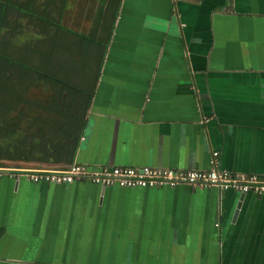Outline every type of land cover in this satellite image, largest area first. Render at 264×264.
Here are the masks:
<instances>
[{
	"label": "crops",
	"instance_id": "0c3cea01",
	"mask_svg": "<svg viewBox=\"0 0 264 264\" xmlns=\"http://www.w3.org/2000/svg\"><path fill=\"white\" fill-rule=\"evenodd\" d=\"M123 1L106 8L102 42L85 43L95 82L82 87L93 96L74 162L208 171L217 152L220 171L264 177V0L132 2L125 65L109 68ZM0 264H264V195L3 173Z\"/></svg>",
	"mask_w": 264,
	"mask_h": 264
},
{
	"label": "trees",
	"instance_id": "16d2710c",
	"mask_svg": "<svg viewBox=\"0 0 264 264\" xmlns=\"http://www.w3.org/2000/svg\"><path fill=\"white\" fill-rule=\"evenodd\" d=\"M120 1L93 0L73 23L75 3L85 0H0V166L10 159L74 162L93 96L82 87L95 82L85 43L102 42L103 27H111L106 8L114 15ZM33 25L42 36L26 39ZM39 89L47 95L37 96Z\"/></svg>",
	"mask_w": 264,
	"mask_h": 264
},
{
	"label": "built area",
	"instance_id": "2783aa9c",
	"mask_svg": "<svg viewBox=\"0 0 264 264\" xmlns=\"http://www.w3.org/2000/svg\"><path fill=\"white\" fill-rule=\"evenodd\" d=\"M219 153L213 154V168L208 171L179 172L171 169H158L150 166H101L89 167L84 164L72 163L62 169H10L0 168L3 173L24 174L35 183L48 182L69 184L75 180L86 179L103 187L120 186L127 188H175L179 185L211 188L222 190L234 189L240 194L255 193L264 195V177L235 174L220 171L217 166ZM12 170V171H11Z\"/></svg>",
	"mask_w": 264,
	"mask_h": 264
},
{
	"label": "rangeland",
	"instance_id": "374dc122",
	"mask_svg": "<svg viewBox=\"0 0 264 264\" xmlns=\"http://www.w3.org/2000/svg\"><path fill=\"white\" fill-rule=\"evenodd\" d=\"M132 2H137V0H127L126 2L124 0L123 4H122V7L120 9V12H119L120 20H119V22L117 24L116 33H115V35H117V39H115V41H114V46H113L111 54L108 57L106 56V59H105V62L108 63V67L109 68L112 65H117L119 67L125 65V49L129 48L128 44H125V25H126L125 18H127V17H125V13L127 12L128 8H129L128 6ZM77 7L79 9L78 14L76 12V14L70 19V21L74 20L73 23H77V22L80 21V17L79 16L82 14L81 11H82V8H83V3H82L81 6H77ZM149 12L151 13L152 11L149 10ZM22 20L24 21V24H28V22H30V19L27 18V17L23 18ZM75 20H77V22ZM69 24H71V23H69ZM71 26L75 27L77 25H71ZM79 26H82V27H79ZM79 26H77V28L82 30L85 27H87L88 25H87V23H84V25L81 24ZM30 27L33 28V29L30 28V31H26V34H25L26 39L31 37V36H34L37 33L39 34V37L42 36L41 33L39 32V29H37L36 26L33 25V26H30ZM62 34L69 37V35L66 34L65 32H63ZM22 39H24V37ZM4 52L6 53V55H8V56H10L12 58H15V59L18 58L14 54H12L11 52H9L7 50H4ZM33 66H36V65H33ZM36 67L41 69V70H43V71H46V70H44L41 67H38V66H36ZM35 94L37 96L43 97V96L47 95V91L39 89V90H37L35 92ZM2 162H4V161H2Z\"/></svg>",
	"mask_w": 264,
	"mask_h": 264
},
{
	"label": "water",
	"instance_id": "95a60500",
	"mask_svg": "<svg viewBox=\"0 0 264 264\" xmlns=\"http://www.w3.org/2000/svg\"><path fill=\"white\" fill-rule=\"evenodd\" d=\"M246 194H241L242 197H244Z\"/></svg>",
	"mask_w": 264,
	"mask_h": 264
}]
</instances>
